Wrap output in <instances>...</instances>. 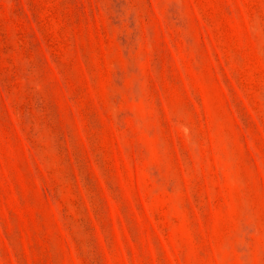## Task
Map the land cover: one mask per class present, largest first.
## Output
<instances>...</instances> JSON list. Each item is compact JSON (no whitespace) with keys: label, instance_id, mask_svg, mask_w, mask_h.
<instances>
[{"label":"rangeland","instance_id":"rangeland-1","mask_svg":"<svg viewBox=\"0 0 264 264\" xmlns=\"http://www.w3.org/2000/svg\"><path fill=\"white\" fill-rule=\"evenodd\" d=\"M0 264H264V0H0Z\"/></svg>","mask_w":264,"mask_h":264}]
</instances>
